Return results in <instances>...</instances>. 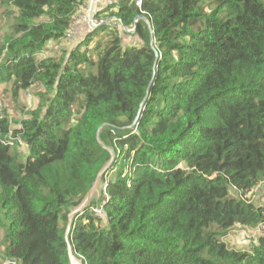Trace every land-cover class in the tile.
<instances>
[{
	"label": "trees",
	"instance_id": "1",
	"mask_svg": "<svg viewBox=\"0 0 264 264\" xmlns=\"http://www.w3.org/2000/svg\"><path fill=\"white\" fill-rule=\"evenodd\" d=\"M5 1L1 92L40 89L25 119L0 112V264H70L67 216L110 149L103 213L71 222L83 264H264V230L250 251L223 239L264 226V0H118L94 16L145 15L132 42L85 23L59 57L40 54L87 0Z\"/></svg>",
	"mask_w": 264,
	"mask_h": 264
},
{
	"label": "rangeland",
	"instance_id": "2",
	"mask_svg": "<svg viewBox=\"0 0 264 264\" xmlns=\"http://www.w3.org/2000/svg\"><path fill=\"white\" fill-rule=\"evenodd\" d=\"M88 3H89V0H88ZM83 10H85L83 14H86L87 11H90V8L87 9V7L85 6V9ZM15 15H16L15 8L11 4H9L7 1L0 0V38L3 37L4 34H6L10 30V26L15 20ZM81 16H83L84 19H79V17H77L75 20V24L73 25V30L75 31H79L80 25L85 24L87 22L85 18L88 15H81ZM86 33L87 32H85L83 35H80L79 37H76V34L74 35L73 33L74 38H71V37L65 38V40H63L60 44L51 43V45L46 47L45 52L40 54V57H44V55L49 54V53L59 57L62 49L70 50L72 47L74 46L78 47L80 44L83 46V43L81 40L84 38V36L87 35ZM94 34L102 35L103 29L101 30L97 29L90 36H88V37H91L88 47H87L88 52L90 51L91 54L89 52L88 55H90V58L93 60L95 59V54L94 52L91 51V48L93 47L94 43L98 40V37ZM81 37L82 39L80 40ZM121 38L126 44H129L130 42H132L129 34L125 33ZM99 40H101V38ZM5 87L6 85L4 84L0 85V106L2 108L1 113L2 114L6 113L11 120L25 119L27 117V114H25L24 112L30 110L36 104L38 98L35 93L38 91V89H40V87L37 85H34L27 91L21 92L16 100L11 96V92L9 91L1 92V90L4 89ZM105 128L106 126H104L102 130ZM100 141L102 144L106 146H109L110 144L109 138L106 134H103V137ZM102 188H103V184L100 180L98 183V188L96 191L97 194H96L95 199L98 198L97 200H99L101 198ZM250 199L264 203V193L261 194L260 196L252 194ZM101 212L103 213V210ZM263 230H264V226L260 228L249 229L248 231H245V233L240 234L241 232H243L242 229L239 227H235L231 229L229 233L224 236L223 239L229 247H233L234 249H238L241 251H250L251 244H253L256 241V238L258 236L263 234ZM0 236H1V230H0ZM0 242H1V239H0ZM1 248L2 246L0 245V249Z\"/></svg>",
	"mask_w": 264,
	"mask_h": 264
},
{
	"label": "water",
	"instance_id": "3",
	"mask_svg": "<svg viewBox=\"0 0 264 264\" xmlns=\"http://www.w3.org/2000/svg\"><path fill=\"white\" fill-rule=\"evenodd\" d=\"M91 1H92V5H91V8H90L89 17H92V15H93V4L95 3V0H91ZM139 19H144V20H146L148 22V20L146 19L145 15H143V14H139V15H137L134 18V26L131 29H129L127 26L123 25L120 22L121 23V26L123 28V32L132 34L134 32V30H135V25H136V23H137V21ZM110 21H111V19H106V20H104L102 23H100L98 25H92L89 22V27L90 28H96V27L101 26L103 24H107ZM149 30L151 31V28L150 27H149ZM150 39L152 40V34L150 35ZM142 103H141V105H142ZM136 119L132 123L131 128L135 126ZM101 128H100V130H101ZM109 151H110V154H111L110 160L98 172V174H97V176H96V178H95L92 186L90 187V189L88 190V192L86 193V195L83 197V199L81 200V202L77 206H75L69 212V214L67 216L68 221H67V226H66V231H65V241H66V244H67V254H68V259H69V263L70 264H83L82 263V260L80 258H78L75 255L74 251H73V246H72L71 239H70L71 222H72L73 218L75 217V215L82 213L87 207H89V204H90V202L92 200H96L95 205L96 206H99L100 200H97L98 198L95 199L96 194H97L96 191H97V188H98V183L103 178L104 174L106 173L107 169L109 168V166H110V164H111V162H112V160L114 158V151L111 150V149Z\"/></svg>",
	"mask_w": 264,
	"mask_h": 264
},
{
	"label": "built area",
	"instance_id": "4",
	"mask_svg": "<svg viewBox=\"0 0 264 264\" xmlns=\"http://www.w3.org/2000/svg\"><path fill=\"white\" fill-rule=\"evenodd\" d=\"M117 1H118V0H109L106 4H112V3L117 2ZM142 2H143V0H135V4H136V6L139 7V8H141V4H142ZM81 8L85 9V6H82ZM89 12H90V11H87L86 14H83V13H78V14H76V16L74 17L73 22H72V24H71V27H70V29L68 30V32H67L65 38H68V37L73 38V33H74L73 25L75 24V20H76L77 17H79V19H84V17L81 16V15H88V16H86V18H85V20L87 21L86 23L88 24V26H89V22H90L92 25H98V24L102 23V22L105 20L104 18L95 17V16H94V13H95L94 9H93V15H92V17H89ZM141 12L144 13V11H142V10H141ZM109 23H110L111 25H113V26L118 30V35H117V36H118L119 38H121V37H122L123 28H122V26H121L120 21L117 20V19H111V21H110ZM89 28H90V27H89ZM128 28L131 29L132 27H128ZM0 112H2V108H1V106H0ZM103 191H105V187L103 188ZM104 199H105V201H106L107 198L105 197ZM104 199H103V202H104ZM103 202L101 201L100 204H99V206H96V205H92V206H94V207L90 206V207H89V210L92 211V212H94L95 214H101V213H102L101 211H102V205H103ZM5 263H10V259H6V260H5Z\"/></svg>",
	"mask_w": 264,
	"mask_h": 264
},
{
	"label": "crops",
	"instance_id": "5",
	"mask_svg": "<svg viewBox=\"0 0 264 264\" xmlns=\"http://www.w3.org/2000/svg\"><path fill=\"white\" fill-rule=\"evenodd\" d=\"M109 0H95V3L93 4V9L94 11H96L97 9L101 8L102 6H105L106 3L108 2ZM87 5H83V6H86L87 9L88 8H91V5H92V1L89 0V3H88V0L86 2ZM82 10V11H81ZM85 10H83V8H80L79 11L77 12L78 13H83ZM113 26V25H112ZM86 32V24H81L80 25V29L79 31H75L74 30V35L76 34V37H79L80 35H83L84 33ZM74 38V36H73ZM82 38V37H81ZM80 38V39H81ZM76 40V39H75Z\"/></svg>",
	"mask_w": 264,
	"mask_h": 264
}]
</instances>
